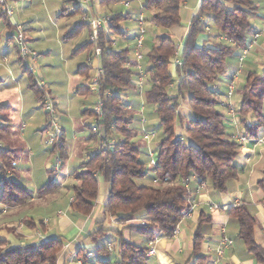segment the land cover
<instances>
[{"label": "trees", "instance_id": "16d2710c", "mask_svg": "<svg viewBox=\"0 0 264 264\" xmlns=\"http://www.w3.org/2000/svg\"><path fill=\"white\" fill-rule=\"evenodd\" d=\"M143 1V9L154 11L150 22L156 28L168 30L180 25L179 12L186 0ZM257 11L253 0H200L178 54L179 65L173 63L177 51L174 40L165 35L156 36L145 55L149 87L144 95L145 103L153 108L164 137L155 149L156 184L152 187L135 183V180L147 176V170L140 160L141 149L131 141L133 116L121 99L122 94L135 87L128 51H115L106 32L99 30L101 92L109 93L103 98L102 124L105 139L113 143L92 155L87 152V160L81 164L84 171L75 174L77 185L73 187L70 203L72 212L80 216L91 213L98 195L97 180L101 178L109 186L103 211L106 218L127 225L149 240L170 238L182 218L181 209L187 200V188L182 183L184 179L193 177L198 183H207L217 191L225 190L227 182L236 175L233 161L238 155L239 144L227 139L225 115L217 109L222 103L217 99L214 85L223 75L228 58L235 50H242L246 46L247 37L252 33L251 19ZM2 16L6 17L4 14ZM123 19V15L112 17L108 31L117 33L118 24ZM5 24L12 32L15 31V26L10 22L6 21ZM79 28L66 34L65 39L77 36ZM211 28L215 31L213 36L225 42L214 43L212 47L198 46V38L202 35L210 37ZM88 46L91 47V44ZM24 71L29 74L28 88L42 103L44 88L38 87L31 72ZM175 80L178 81L173 89L170 86ZM240 93L238 116L251 115L258 127L264 126V71L261 74L248 73ZM183 100L193 115L188 121L179 114V103ZM177 121L183 132L181 140L175 132ZM245 130L250 133L249 129ZM91 140L96 141V138L90 134ZM54 149L60 160L64 161L66 153L62 135L54 144ZM13 163L14 157L9 152L0 153V202L8 207L21 206L32 198L18 185L5 179ZM51 186L52 183L40 189L37 196L47 195ZM258 186L264 193V179ZM228 215L237 222L238 237L248 251L257 261L264 262V250L254 241L256 220L253 215L245 206L230 209ZM139 216H144L145 222L135 223ZM201 238L200 231H197L193 241V256L197 262L204 260L197 255ZM63 247V240L51 238L12 248L0 253V264H57V255ZM98 251L105 253L107 250L99 247ZM147 252V249L137 247L118 235L119 260L116 264H144Z\"/></svg>", "mask_w": 264, "mask_h": 264}, {"label": "crops", "instance_id": "0c3cea01", "mask_svg": "<svg viewBox=\"0 0 264 264\" xmlns=\"http://www.w3.org/2000/svg\"><path fill=\"white\" fill-rule=\"evenodd\" d=\"M75 1L80 2L78 8H74ZM42 2L51 5L48 11L52 15L55 13L57 15L58 12L72 7V10L76 12L71 11L63 17L77 16L80 22H82L81 19L84 15L94 18L108 16L110 19L116 15L124 16L123 21L118 24L119 31L117 33L108 31L106 27H102V29L112 41V48L115 51L127 50L128 55H130L129 67L134 73L135 87L131 90L133 92L128 91L122 94L121 99L124 106L132 114L133 121L137 122L136 133L135 128L130 126L133 131L132 142L136 145L137 142H141L144 145L141 151L146 160L141 162L144 167L148 165L150 169L148 172L151 174L152 183L155 185L154 167L149 164V156L152 154L155 158L156 154L149 145L155 141L156 133L148 121L151 117L154 118V111L151 106L145 103L144 95L149 87L147 83L148 65L145 60L148 50L146 52L144 49L145 47L150 48L156 36L162 35L161 30L150 22L154 12L145 16V13L150 10L143 9V0H126L123 2L110 0H5L6 6L11 10L12 8L20 9L25 4H42ZM258 2L263 8V14L259 12L258 5L255 3L258 11L251 19L252 33L247 37L248 42L253 33H260L257 44L250 49L242 60H240L241 50H235L225 63L223 75L214 85L217 99L224 105L222 107L225 115L224 126L227 139L239 144L238 155L233 161L235 178L227 182L224 191H217L207 183L200 184L195 178H189L187 200L181 209L182 218L170 238L156 237L149 240L128 228L127 225L106 218L103 211L108 198L109 186L101 178L97 180L98 195L91 213L88 216H80L72 212L70 203L73 197V187L77 185L75 174L84 171V168L81 169V164L86 162L87 152L93 149L89 147V144L86 145L89 138L85 140L84 148L80 147L79 144L66 149L64 145L66 157L57 173L51 171L52 163L49 162L45 163L42 168L37 165L38 170L36 164L33 163L35 152L29 151L23 141L27 137L24 133L25 130H27L26 132L39 131L36 128L34 114L24 108L22 110V105L19 111H16L10 98L0 97V112H3L0 118V127H2L0 130V153L9 152L14 157L12 168L7 172L5 179L12 181L32 196L29 202L18 207H8L0 202V253L12 248L44 242L51 238H60L64 242V247L57 255V264H75L77 259L84 258L86 254H91V257L86 259L84 264H116L119 260L118 235H121L125 241L137 247L145 248L148 251L154 250V254L148 255V252L146 253L144 264H264V262L257 261L239 239L238 224L228 215L230 209L245 206L256 220L254 241L264 250V193L258 186L259 182L264 179V126L258 127L257 121L251 115L241 118L236 113L241 100L240 90L245 83L247 74L256 73L257 69L264 71V0ZM117 4L119 7L116 6ZM199 4L200 0H192L191 3L186 0L179 12L181 15L183 8L187 12L185 24H182L180 19L179 26L166 31V35L176 43L178 54L182 50L183 39ZM2 15L3 12L0 7V19L4 23L8 21L13 25L18 24L23 29L25 28L27 18L17 14V11L15 13L12 10L10 18H4ZM140 16L145 20L144 52L143 59L136 61L133 55L138 29V19L136 18ZM26 27L29 28V26ZM78 27H81L78 34L83 29L86 30L87 34L86 39L76 43L74 49H77L78 52L81 49H86L88 53L85 54V60L79 62L78 68L74 72L72 93L76 99L79 98L75 111L80 116L81 126L89 128L94 103V96L86 89L92 72V69L87 65L91 53V47L88 46L90 29L87 25L80 23L74 30ZM6 28L12 34V31L8 27ZM67 30L74 31L70 25ZM114 34L121 36L122 43L120 46L112 40ZM218 42L225 41L222 38L202 35L198 38L197 45L212 47L214 43ZM76 54L73 53V56ZM2 66L0 64L1 83L5 78ZM140 74L143 76L141 81L139 80ZM232 81H234V90L228 96L229 85ZM176 83L173 84V89ZM5 87H8V84ZM235 92L240 94L237 107L226 101ZM55 105L58 110L64 111L63 104L61 108L58 104ZM146 109L150 110L147 115L145 114ZM179 114L185 121L193 118L184 100L179 103ZM23 118H27V122L22 123ZM245 129H249L250 133H247ZM42 131L45 130L42 129L40 133ZM61 131L65 144V132L63 129ZM175 132L179 137L183 135L178 121L175 125ZM147 133L153 135L148 143L144 140V135ZM239 139H243V141ZM51 183L50 192L43 197H38V191ZM1 192L0 176V195ZM143 222H145L144 216L136 218L135 223ZM197 231H200L202 237L197 255L204 259L199 262L193 256V241ZM223 238H226L230 245L223 249L221 256H218L216 249ZM108 243L114 246L113 251L100 252L106 259H94L91 251H98L99 247L106 248ZM112 256L113 260H111Z\"/></svg>", "mask_w": 264, "mask_h": 264}, {"label": "rangeland", "instance_id": "374dc122", "mask_svg": "<svg viewBox=\"0 0 264 264\" xmlns=\"http://www.w3.org/2000/svg\"><path fill=\"white\" fill-rule=\"evenodd\" d=\"M192 0H189L191 3ZM254 3L258 5L259 12L263 14V8L259 5V0H253ZM51 5H46L44 2L42 4H25L21 6L20 9L12 10L17 14L25 16L27 23H25V28L23 30V36L25 39L26 45L37 55L36 63L32 68V77L36 82L42 83V86L45 90L46 95L50 97L51 106L54 111L52 117L46 115L44 108L39 102L36 95L28 88L29 85V74L24 71V67L20 65V58L16 52V47L10 38V32L6 28V24L2 19H0V64L3 65L2 69L4 70L5 78L3 83L0 80V97H8L11 99L14 109L19 111V108L22 107L26 111H30L34 114L36 128L39 129L38 132L35 131H24L26 138L23 139L24 143L27 146V149L33 154V163L36 164V168L39 170L45 165V163H52L51 166H54L57 156V150L54 149V146H47L46 143L51 137V134H54L55 130L52 128L53 125H57L59 129H63L65 132V148L70 149L72 146L80 144V147L84 148L85 140L90 137V129L86 126H81L80 116L75 111L76 105L79 103L78 99L72 93L73 81H74V72L78 68V64L81 60H85V54L88 53L86 49H81L80 52L74 49L75 44L80 40L84 41L86 39V30H81L76 37L71 39H64L66 33H70L72 30H67L70 25L74 30L78 24L79 17L65 18L69 12L74 11L72 7L69 9H64L61 12H58L57 15L50 14L48 9ZM119 7V4L116 5ZM154 11L150 10L148 13H145V16L152 14ZM60 16H59V15ZM261 16V15H259ZM187 17V12L184 11V8L181 10V23H184L185 18ZM138 19V18H136ZM135 19V21H136ZM26 22V21H24ZM137 22V21H136ZM12 26H14L11 23ZM26 26H29L27 28ZM162 35H166L167 30L160 29ZM14 31L12 32V34ZM211 36L215 35L213 28L210 29ZM119 35H112V40L117 42L119 46L122 43V39ZM150 50V48L145 47L144 51ZM143 51V52H144ZM147 52V51H146ZM73 53H77L73 56ZM79 53V54H78ZM131 54V53H130ZM130 56V55H129ZM88 65V62H87ZM263 70L257 69L256 73L261 74ZM93 75V70L90 73V76ZM177 82V80H175ZM8 84V87L5 85ZM9 84L10 87H9ZM5 87V88H3ZM133 92V91H131ZM140 99V98H138ZM240 100V94L235 92L233 96L226 101L233 106L237 107V104ZM20 104V105H19ZM58 104L61 108V105H64V111L58 110ZM218 111L223 113V107L219 106ZM150 112L149 109H146V115ZM3 112H0V118L2 117ZM20 117L18 116V119ZM92 119L90 118L91 124ZM149 124L153 126L156 139L152 142L149 147L155 153V149L158 143L163 139L164 135L161 128L158 126V120L156 117H151ZM23 122H27V118H23ZM132 128H135V133L137 122H132ZM44 129L45 131H40ZM131 141L133 139L131 138ZM89 144V147L95 148L96 141L92 140L86 143ZM137 146L142 149L144 145L141 142H137ZM47 147V148H46ZM43 148V149H42ZM140 160L145 162L146 158L143 154L140 155ZM38 165V167H37ZM147 170V176L142 179L135 180V183L138 186L152 187L155 186L152 183L151 174L148 172L150 169L145 167ZM95 258L106 259V257L96 251H91ZM113 260V256L111 257Z\"/></svg>", "mask_w": 264, "mask_h": 264}, {"label": "built area", "instance_id": "2783aa9c", "mask_svg": "<svg viewBox=\"0 0 264 264\" xmlns=\"http://www.w3.org/2000/svg\"><path fill=\"white\" fill-rule=\"evenodd\" d=\"M80 6L79 1H75L74 3V8H78ZM0 7L3 12V14L7 17L10 18L12 16V10L6 6L5 0H0ZM81 23L87 25L90 29V34H89V43L91 44V53L90 56L87 60L89 68L93 70V75L90 77L88 85L86 86L90 93L94 96V103L93 107L91 110V124L89 126L90 133L92 136L96 138V147L88 151L89 155H92L94 153L100 152L106 148H108L109 145H111L113 142H108L105 139L104 136V129H103V111H102V106H103V98L106 96H109V93L103 94L101 92V66H100V61H99V56L101 54V48L99 47V42H98V33L99 30L102 29V27H108L110 24V18L108 16H105L103 18H94V17H88L84 15L81 19ZM145 20L143 19L142 16L138 18V29H137V35L135 38V47H134V58L136 61H141L143 59V47H144V35H145V27H144ZM15 31L13 34L10 36V40L14 42V45L18 51V55L20 58V63L24 67V69L28 70L31 72L32 68L34 67L36 63V57L37 55L26 45L25 39L23 36V30L22 26L15 24ZM206 31H209L208 28H206ZM260 37V33L255 32L251 35L250 40L247 42L246 46L241 50V57L240 60L245 57L250 49L257 44L258 40ZM178 53L177 51L175 52L174 56V64L179 65L178 61ZM32 73V72H31ZM143 79L142 74H140L139 80L141 81ZM37 85L39 88H43L42 83L37 82ZM171 88L173 86H170ZM234 90V81L231 82L229 85V90H228V96L231 95V93ZM42 107L44 108L46 115L49 117H52L54 114V111L51 106V101L50 97L48 95H44L43 101L41 103ZM221 106H224L221 104ZM55 132L54 134H51V137L48 139L46 145L47 146H54L55 143H57L62 135L61 129L57 125H53L52 127ZM153 135L151 133H147L144 135V140L148 143L150 142L151 138ZM178 139H182L181 137H177ZM240 141H243V139H239ZM62 161L60 160L59 154L57 153L56 156V161L54 166H51V171L54 173H57L59 170V167L61 165ZM149 164L152 167L156 166V160L152 154L149 156ZM188 179L183 180V185L187 188L188 185ZM191 210V209H190ZM230 245V242L226 239L223 238L219 247L216 249V253L218 256H221L223 253V249L226 248L227 246ZM114 246L111 244L106 245V250L111 252L113 251ZM148 255L154 254V250L150 249L147 253ZM91 254H86L84 258L82 259H77L75 261V264H84L85 260L90 258Z\"/></svg>", "mask_w": 264, "mask_h": 264}]
</instances>
